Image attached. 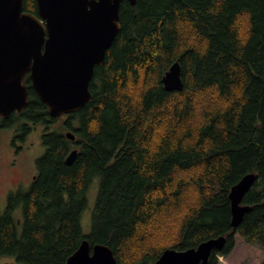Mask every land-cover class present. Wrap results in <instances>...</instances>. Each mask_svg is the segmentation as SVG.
Returning a JSON list of instances; mask_svg holds the SVG:
<instances>
[{
    "label": "trees",
    "instance_id": "obj_1",
    "mask_svg": "<svg viewBox=\"0 0 264 264\" xmlns=\"http://www.w3.org/2000/svg\"><path fill=\"white\" fill-rule=\"evenodd\" d=\"M23 8L37 15L35 0ZM119 26L94 68L90 103L52 118L28 81L27 107L5 121L41 125L45 151L29 191L0 216V256L65 264L86 239L118 264H156L165 250L224 236L205 263L218 264L236 234L264 252V0L124 1ZM176 61L183 87L167 91L161 78ZM249 173L258 176L242 200L251 209L233 228L228 195Z\"/></svg>",
    "mask_w": 264,
    "mask_h": 264
},
{
    "label": "water",
    "instance_id": "obj_2",
    "mask_svg": "<svg viewBox=\"0 0 264 264\" xmlns=\"http://www.w3.org/2000/svg\"><path fill=\"white\" fill-rule=\"evenodd\" d=\"M136 0H35L37 15L25 12L24 0H0V117L6 119L27 107L28 81L50 117L79 112L92 100L89 85L94 68L104 64L119 26L122 2ZM167 91L183 84L176 61L161 78ZM75 140L72 132L65 134ZM77 150L66 158L69 165ZM258 179L245 175L229 192L231 225L237 227L251 209L242 200ZM220 236L187 250H165L156 264H205L214 250H221ZM4 264H17L7 262ZM65 264H118L112 250L85 239Z\"/></svg>",
    "mask_w": 264,
    "mask_h": 264
},
{
    "label": "rangeland",
    "instance_id": "obj_3",
    "mask_svg": "<svg viewBox=\"0 0 264 264\" xmlns=\"http://www.w3.org/2000/svg\"><path fill=\"white\" fill-rule=\"evenodd\" d=\"M62 120V119H61ZM60 120V121H61ZM35 131L31 134V136L27 139L26 146L30 148L26 149L20 156V177L21 179L28 180L31 175L36 173V161L39 159L44 153V146L41 142V134L42 126L36 125ZM39 135V139H38ZM13 136V131L10 130H2L0 129V171L2 172V178L4 182V186L11 185L15 183L18 176L16 173H13V176L8 174L9 171V163L11 161V149L12 145L10 144V140ZM35 145L32 147L30 143H34ZM40 143V144H39ZM28 187L22 188V190H26ZM99 188V178H95L90 184L87 193L86 200L87 206L81 215L80 225L83 234H88L91 229V216L92 211L95 206L96 196ZM2 203L1 193H0V204ZM4 212V206L0 207V215ZM15 220L21 219L23 222V208L22 205L19 206L14 212ZM21 228H19V231ZM235 245L231 251V253L226 257H219L218 264H264V252L256 245L247 244L243 241L239 235H235ZM7 262H14L12 257L8 256H0V264H4Z\"/></svg>",
    "mask_w": 264,
    "mask_h": 264
},
{
    "label": "flooded vegetation",
    "instance_id": "obj_4",
    "mask_svg": "<svg viewBox=\"0 0 264 264\" xmlns=\"http://www.w3.org/2000/svg\"><path fill=\"white\" fill-rule=\"evenodd\" d=\"M27 83H28V75H26L25 78L23 79V84L26 85ZM65 116L66 115L61 116V117H65ZM7 119H9V117L6 118V119H3V118L0 117V129H2V130H6V129L10 130L11 129L13 131V136H12V138L10 140V144L12 145V149H11V157L12 158H11V161H10V163L8 165L9 166L8 174L10 176H13L14 175L13 173H16L19 176H18L17 180L15 181V183H13L11 185H8V186H4L3 185L4 182H3V178H2V172L0 171V193H1V199H2V203L0 204V207L4 206V212L0 216H3L4 213L7 211L8 203H9V200L11 199V197H18L19 195L26 194L29 191L32 183L37 178V170H36L35 174L31 175V177L28 178V180H25V181L23 179H21V177H20L21 174L19 172V170H20L19 167H20V164H21L20 161H19V156L26 149L30 148L29 146H26V142H27V139L33 133V131H35V127L31 126L29 129H26L27 131H24L23 129H21V126H23V122L14 123V124L8 126L5 123V121ZM42 130H43V128H42ZM39 135L41 137V142H42L43 131ZM39 135H38V139H39ZM34 145H35V142L34 143H30L31 149H32V147ZM23 186L24 187H28V188L26 190H22ZM18 207H16L13 210V212H12L13 217H14V212H15V210ZM16 223H17V225L20 228V225L22 224V220L18 219V220H16ZM14 262H16V261L14 260Z\"/></svg>",
    "mask_w": 264,
    "mask_h": 264
},
{
    "label": "bare ground",
    "instance_id": "obj_5",
    "mask_svg": "<svg viewBox=\"0 0 264 264\" xmlns=\"http://www.w3.org/2000/svg\"><path fill=\"white\" fill-rule=\"evenodd\" d=\"M72 132V131H71ZM249 206V205H248Z\"/></svg>",
    "mask_w": 264,
    "mask_h": 264
}]
</instances>
